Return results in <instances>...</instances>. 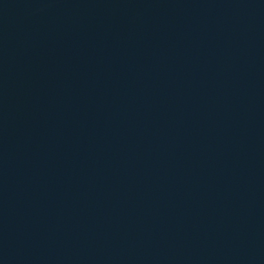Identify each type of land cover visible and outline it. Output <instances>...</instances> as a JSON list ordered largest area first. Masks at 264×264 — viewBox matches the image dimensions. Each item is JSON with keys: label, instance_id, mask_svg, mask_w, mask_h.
Segmentation results:
<instances>
[{"label": "water", "instance_id": "1", "mask_svg": "<svg viewBox=\"0 0 264 264\" xmlns=\"http://www.w3.org/2000/svg\"><path fill=\"white\" fill-rule=\"evenodd\" d=\"M0 264H264V0H0Z\"/></svg>", "mask_w": 264, "mask_h": 264}]
</instances>
